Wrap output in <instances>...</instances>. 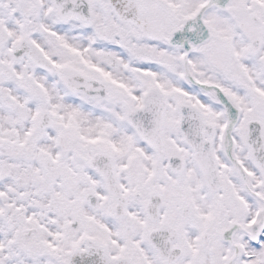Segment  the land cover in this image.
Returning a JSON list of instances; mask_svg holds the SVG:
<instances>
[{"label":"snow or ice","instance_id":"6c2138e0","mask_svg":"<svg viewBox=\"0 0 264 264\" xmlns=\"http://www.w3.org/2000/svg\"><path fill=\"white\" fill-rule=\"evenodd\" d=\"M0 264H264V0H0Z\"/></svg>","mask_w":264,"mask_h":264}]
</instances>
